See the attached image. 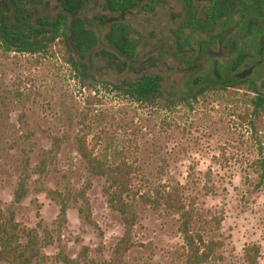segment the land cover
<instances>
[{
	"label": "rangeland",
	"instance_id": "rangeland-1",
	"mask_svg": "<svg viewBox=\"0 0 264 264\" xmlns=\"http://www.w3.org/2000/svg\"><path fill=\"white\" fill-rule=\"evenodd\" d=\"M89 1L94 5L90 18L103 12L102 0ZM37 7L38 14L53 15L59 2L42 0ZM183 8L182 0H162L160 14L145 29L149 43L138 49L137 62L150 56L160 58L166 49L181 59L192 57L190 52H177L169 36L170 27L183 22ZM205 8L206 3L195 6L199 18L204 19ZM0 9L7 20L12 18V6L5 0H0ZM169 15L174 21L168 24ZM144 19L132 15L125 21L135 30L140 28L137 20ZM225 24L218 22L215 33ZM258 26L264 28V22ZM108 30V26L102 27L103 33ZM241 35L235 39L249 46L251 34ZM261 39L263 34L252 41L250 55L236 73L252 68L248 77L264 93V61L251 66L253 60H261L257 55ZM198 40L191 43L194 48ZM59 42L57 39L48 50L35 53L6 51L0 45V217L13 218L22 243L28 239L25 231H34L40 239L46 231L51 233V243L41 248L39 259H32L31 264H117L115 247L124 235V223L107 204L104 179L91 175L80 156L77 136L84 137L99 156L121 154L133 162L138 189L178 188L195 211L192 231L205 240L220 242L215 259L208 264H264V183L256 187L254 172L259 168L254 167L259 153L247 124L233 113L242 108L227 96V90L160 108L157 102L136 100L106 88L100 80L84 85L64 59ZM92 57L95 66H103V57ZM235 58L229 54L228 65ZM215 61L207 60L199 77L211 79ZM173 66L180 65L173 61ZM148 71L166 82L184 79L183 75L166 74L160 66ZM54 137L61 138L60 149L52 151L48 160L46 152ZM44 158L46 168L39 172ZM24 174H29L26 193L16 202ZM79 191L84 196L68 199L62 216L58 200ZM85 200L92 222L80 211ZM133 205L137 214L131 232L134 246L123 253L120 264H183L186 249L179 214L138 198Z\"/></svg>",
	"mask_w": 264,
	"mask_h": 264
},
{
	"label": "trees",
	"instance_id": "trees-1",
	"mask_svg": "<svg viewBox=\"0 0 264 264\" xmlns=\"http://www.w3.org/2000/svg\"><path fill=\"white\" fill-rule=\"evenodd\" d=\"M57 1L59 7L54 10L53 15H40L37 4L42 3V0H5L6 4L12 6V18L7 20L0 10L1 47L6 51L35 53L48 50L53 42L59 39L64 59L72 65L84 85L86 83L94 85L95 80H100L106 88L111 87L136 100H148L153 104L157 102L158 106L164 109H169L171 103H189L201 97L204 98L209 92L220 93L223 89L227 90V96L235 101L238 108H242L241 112L233 113L247 124L259 153L258 159L254 162V167H259L254 171L258 178L255 185L259 187L264 183V93L258 90L256 83L248 76L246 78L236 76L237 68L243 64L246 56L250 55L248 53L252 41H255L259 34L264 35V28L258 26L259 22H264V18L251 10L254 6L261 9V3L256 4L251 0L249 6V0H242V2L182 0L184 13L181 17L185 16L183 22L169 29V36L170 39L173 38L176 51L191 53L194 48L191 43L197 38L198 42H203L205 39L196 36L195 33H210L211 27L214 39L216 24L225 21L226 24L220 29L222 31L229 27L224 40V51L228 56L231 54L236 58L229 65L228 56L223 58L226 61L223 63L215 59L211 79L199 77V74L196 76L184 74L183 80L171 79L166 82V79L158 73H150L148 68H141L137 72L132 69V66L137 64L138 49L145 48L149 43L148 38L145 37V29L152 18L160 14L162 0H102L97 3L101 4L102 11L106 13L95 14L91 19H89L90 13L94 11L91 1ZM204 3L207 4V8H205L203 19L197 16L195 6ZM122 11L125 12L124 19L105 25L96 24L97 21L104 20L110 15H119ZM83 14L88 17L89 24ZM132 15L145 18L137 20L139 29L134 30L125 21ZM241 16L244 18L242 19ZM236 17H238L237 20ZM168 21V24L174 21V16L169 15ZM105 26H108L109 30L103 33L102 27ZM240 34L245 37L251 34L249 46L247 42L241 44L235 39ZM259 50L260 44H258L257 55ZM100 53L105 54L101 58L103 66H95L92 56ZM178 64L181 66L178 67H184L181 61ZM225 72L229 75L224 77ZM239 90L245 93L239 94ZM75 139L77 150L86 162L90 174L104 179L103 193L108 206L119 213L123 220L125 232L115 247L117 264L121 263L123 253L134 246L131 232L137 218L133 200L137 198L145 204L153 207L163 206L166 210L179 214V231L186 249L183 264H208L215 259L220 242L213 239L205 240L201 234L192 231L195 211L184 202L178 188L151 186L142 191L134 184L137 167L127 157L124 155L120 157L121 154L99 156L88 147L84 137L77 136ZM60 143L61 138H53L52 147L46 152V159L49 160L52 151L57 152L60 149ZM46 159L44 158L38 166L39 172L46 168ZM28 176L29 174H24L19 183L14 198L16 202L20 201L26 193L25 180ZM83 193V191L76 194L68 193L67 196L58 200L62 216L65 215L67 200H76L84 196ZM84 205V209L81 208L80 211L84 213L87 221L92 222L86 200ZM17 226L12 217L8 219L0 217V264H31L32 259H39L41 248L51 243L49 231H46L40 239L31 230L25 231L28 239L22 243Z\"/></svg>",
	"mask_w": 264,
	"mask_h": 264
},
{
	"label": "flooded vegetation",
	"instance_id": "flooded-vegetation-1",
	"mask_svg": "<svg viewBox=\"0 0 264 264\" xmlns=\"http://www.w3.org/2000/svg\"><path fill=\"white\" fill-rule=\"evenodd\" d=\"M238 2H242V0H238ZM250 2L251 1H249L248 3V5L250 6ZM253 2L254 3H262V2H264V0L263 1H261V0H253ZM1 10V9H0ZM251 10H253L254 12H256L258 15H259V11H261V12H263L264 13V10H262V9H260V8H258V7H251ZM2 11V10H1ZM3 12V14H4V11H2ZM5 15V14H4ZM260 16V15H259ZM242 17V19L244 18V16H241ZM261 17V16H260ZM5 18H6V15H5ZM262 18H264V16L262 17ZM89 19H91L90 17H89ZM88 19V20H89ZM86 20V19H85ZM88 20H86L87 21V23L89 24V21ZM85 28H87V26H85ZM228 28L229 27H226V28H224L222 31H218V33H215V38L213 39L212 38V27H211V30H210V35L208 36V38H205L204 39V41L203 42H198V44L196 45V47L191 51V53H192V57L190 58V59H188V60H186V59H181V58H178L177 56H174V55H171V54H169V52H168V50L166 49L165 50V52L163 53V56H161L160 58H156V57H154V56H150V57H148V58H146L144 61H138L137 62V64H135V65H133L132 66V69H133V71H135V72H137V70H140L141 68H152V67H155V66H161L158 62L159 61H163V62H165L167 65H168V67H170V68H180V67H175V66H173V61H176V62H179V61H181V63H183L184 64V67L183 68H181V69H185V68H188V69H193V68H195L197 65H198V62H199V58H200V56H201V54L207 49V48H211V49H214V50H220V49H222L223 51H224V47H225V44H224V40H225V38H226V36H227V33H228ZM261 40H264V39H261ZM259 44H260V42H259ZM225 52V51H224ZM227 54V53H226ZM263 54H264V42L262 43V44H260V50L258 51V55H259V57H261V60L260 61H256V60H253V63H252V67H255L256 65H254V64H257L258 62H263L264 61V59H263ZM99 56H101V57H103V56H105V54H103V53H100V54H98ZM86 56H88V54H87V52H86ZM227 56L228 55H226V56H221V57H214V56H205L204 58H203V62H202V68L199 70V71H196V72H194V73H192V72H188V73H184V74H186V75H194V76H196V75H198V74H200L202 71H203V69H204V67H205V65H206V63H207V60H209V59H221V58H227ZM251 57H249V59H250ZM250 61H252L251 59H250ZM242 65V64H241ZM240 66V65H239ZM162 67V66H161ZM162 69L164 70V68L162 67ZM244 70V69H243ZM242 70V71H243ZM242 71H240V72H242ZM164 72L166 73V74H179V73H176V72H174V71H165L164 70ZM240 72H238V73H236V76H238V74L240 73ZM184 74H179V75H184ZM248 76V75H247ZM246 76V77H247ZM239 77V76H238ZM245 77V78H246Z\"/></svg>",
	"mask_w": 264,
	"mask_h": 264
},
{
	"label": "water",
	"instance_id": "water-1",
	"mask_svg": "<svg viewBox=\"0 0 264 264\" xmlns=\"http://www.w3.org/2000/svg\"><path fill=\"white\" fill-rule=\"evenodd\" d=\"M258 13H259V15H260L261 17L264 16V13H263V12L259 11ZM83 17H84L86 20H88V17H87L85 14H83ZM124 17H125V12L122 11V12H120L119 15L109 16V17H107V18L104 19V20L97 21L96 24H98V25L110 24V23H112V22L118 21L119 19H124ZM263 42H264V40H260V44H262ZM226 55H227L226 52H224L222 49L216 51V50H214V49L207 48V49L201 54V56H200V58H199L198 65H197L195 68H193V69H188V68H185V69H181V68H170V67H168V65H167L165 62H163V61H159L158 63L164 68L165 71H174V72L179 73V74H184V73H188V72H192V73H194V72H196V71H199V70L202 68V62H203V58H204L205 56L221 57V56H226ZM251 70H252V68L244 69L242 72H240V73L238 74V76L241 77V78H245L247 75H249V74L251 73Z\"/></svg>",
	"mask_w": 264,
	"mask_h": 264
}]
</instances>
